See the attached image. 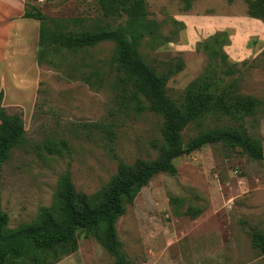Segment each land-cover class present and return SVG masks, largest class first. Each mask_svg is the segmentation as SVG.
<instances>
[{"label":"rangeland","instance_id":"rangeland-1","mask_svg":"<svg viewBox=\"0 0 264 264\" xmlns=\"http://www.w3.org/2000/svg\"><path fill=\"white\" fill-rule=\"evenodd\" d=\"M145 2L146 18L158 29L145 34L139 49L158 72L174 71L166 85L172 99L182 103L189 85L206 72L211 58L203 43L222 31L230 71L219 76L233 96L254 99L250 113L205 114L183 130L184 140L213 127L240 128L264 147V21L248 14L244 0H194L189 10L181 0ZM25 4L41 11L46 27L66 32L117 25L127 17L106 16L98 0ZM42 53L40 71H17L16 88L6 95L8 111H22L25 125L24 139L10 150L1 173L9 228L54 206L63 175L77 191L94 195L120 160L156 158L162 142L163 118L129 96L113 41L68 48L49 40ZM51 140L61 152H50ZM174 163L177 173L154 175L116 222L127 264H264L252 244L253 231L264 232V159L239 146L210 143ZM77 237L78 249L53 264H116L93 235L80 230Z\"/></svg>","mask_w":264,"mask_h":264},{"label":"trees","instance_id":"trees-1","mask_svg":"<svg viewBox=\"0 0 264 264\" xmlns=\"http://www.w3.org/2000/svg\"><path fill=\"white\" fill-rule=\"evenodd\" d=\"M189 10L194 0H181ZM233 1V0H229ZM248 14L264 21V0H244ZM106 16L127 17L123 23L107 24L83 30H56L45 25V16L39 9L26 5L25 17L40 20L39 62L43 46L50 40L68 48L95 46L102 41L115 43L114 62L121 81L129 86V96L139 102L140 109L149 108L163 118L162 142L158 156L153 159L137 158L133 163L120 160L111 181L97 194L88 195L76 190L68 174L59 180L58 196L52 207L45 209L42 217L9 228L8 214L1 208V173L10 150L20 144L25 136L22 111L10 113L4 105V92L0 91V264H53L63 254L78 249V232L85 230L93 235L114 257L116 264H127L128 257L122 250L116 222L126 211V204L133 203L137 193L160 172L175 175L174 159L210 143L239 146L249 157L264 159V147L259 138L252 137L245 129L213 127L202 130L188 141L183 130L205 114L216 111L252 112L253 97L244 99L233 96L219 72L228 74V56L222 44L227 32L212 35L203 43L211 62L201 77L195 79L184 95L182 103L167 93V82L174 71L158 72L148 63L139 49L145 34H153L157 27L147 19L145 0H98ZM157 31V30H156ZM221 64L222 67L217 69ZM224 67V69H222ZM142 97L147 105L143 104ZM65 146H67L65 144ZM47 148L61 152L53 140ZM252 244L264 254V232L254 230Z\"/></svg>","mask_w":264,"mask_h":264},{"label":"crops","instance_id":"crops-1","mask_svg":"<svg viewBox=\"0 0 264 264\" xmlns=\"http://www.w3.org/2000/svg\"><path fill=\"white\" fill-rule=\"evenodd\" d=\"M25 3L26 0H0V91L4 92L5 105L7 91L16 88L17 71H40V20L24 16ZM35 82L37 88L39 79Z\"/></svg>","mask_w":264,"mask_h":264}]
</instances>
